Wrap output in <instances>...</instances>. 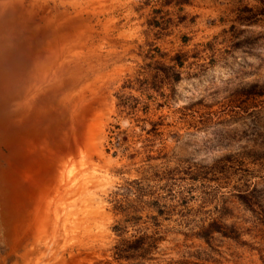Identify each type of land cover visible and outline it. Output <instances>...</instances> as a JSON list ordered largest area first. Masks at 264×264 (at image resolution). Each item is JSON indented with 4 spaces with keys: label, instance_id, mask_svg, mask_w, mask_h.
<instances>
[{
    "label": "rangeland",
    "instance_id": "1",
    "mask_svg": "<svg viewBox=\"0 0 264 264\" xmlns=\"http://www.w3.org/2000/svg\"><path fill=\"white\" fill-rule=\"evenodd\" d=\"M0 17V42L30 50L0 78V178L13 159L44 181L49 149L88 174L57 202L81 224L58 233L64 264H264V0H0ZM2 187L0 264L37 263L35 214L24 227L23 200L9 231Z\"/></svg>",
    "mask_w": 264,
    "mask_h": 264
},
{
    "label": "bare ground",
    "instance_id": "2",
    "mask_svg": "<svg viewBox=\"0 0 264 264\" xmlns=\"http://www.w3.org/2000/svg\"><path fill=\"white\" fill-rule=\"evenodd\" d=\"M2 20L3 19H1V17H0V28H1V25L3 24V21ZM12 35L13 34H11L10 37H12ZM7 38H9V37H7ZM5 41H7V43H5V44H2V42H0V78H2L4 76L5 72H9L7 75L5 74L4 77L11 79V80H9V83H10L11 86H13V84L16 82V80H14L15 77L14 76L11 77L12 74H13L14 68L16 70H18V69L21 70V67H23V66H20V62L21 61H17L15 59L18 58V57H19L18 59H22V60L24 58L27 59L28 58V54L30 53V50H28V49L25 50L24 49L25 52L23 53L22 56L19 55V54L16 55V54H14L16 52V51L14 52V48H16V46H13L7 39H5ZM50 49H51V47H49V50ZM12 50H13V52H11ZM50 56L47 55V58L46 59L52 58ZM38 61H40V62H38ZM38 61L34 63V68H33L34 71L29 74L30 75V78H31L32 75L33 76H35L36 74L38 76L40 75L39 74L40 73L39 68L41 67L42 62L44 64V58L43 59H40ZM13 64H15L17 67L14 66ZM44 66H45V64H44ZM42 67H43V65H42ZM48 78L51 81L49 80V82L47 83ZM57 78H58L57 76L56 77H53L51 75L45 76V80L43 81V84H42L41 81H40V83L38 82L39 85L37 86V90H33L31 92V95L30 96H26L25 100L28 99V102L30 104L27 103V105L22 110L16 111V112L18 114L19 113L20 114L23 113L22 115H25L26 114L25 112L27 111L26 116H28L30 113L32 114L33 111L32 110H29L27 106L30 107L33 104L35 106V107L32 106L33 108H35L34 109V114L35 113H40L42 111L41 106H39L37 104H34V103H35L37 97H39L38 95L42 91L43 86L46 85L44 83L52 84L51 87L52 88H55V85H58V83L56 81ZM29 83H32V82H29ZM4 84H5L4 81L3 80H0V88L1 89L3 88L2 86ZM47 86H49V85H47ZM33 87L36 88V85H34ZM39 99H41V98H39ZM21 106H23V105H21L20 103L19 104H16V108H18V109ZM38 107H39L40 110H38ZM20 114H19V116H20ZM0 122H1V119H0ZM10 123H12V122L10 121ZM5 124H6L5 122L0 123V125H1L2 128L5 127ZM4 129H6V127ZM2 133H3V130H2ZM46 134H48V133H46ZM18 137H20V134L19 133L18 134L16 133V135H15L14 138L7 139V140L4 139V140H6L7 143L9 142V144H11V146L14 147V146H16L15 143H17V141H15V142H13V141H14V139H16ZM30 140H28V141H30ZM46 144H47V146H49V144L47 143V141L44 140L42 145H45L46 146ZM34 146H35V144H34ZM16 147H19V142L17 143V146ZM29 148H30V146H29ZM49 150H50V153H52V155H50L48 157L47 164H45L44 167L42 166L44 168L43 171H42V173L45 175L44 181H42L41 179H37L36 178L37 174L34 173L33 170H30L31 168L27 167L26 165H25V167L24 166H21V164L19 162H18L19 165L18 164H15V163H17V160L13 161V159H12V162H11V159H9V162L11 163L10 164V167L8 169H4L2 171L1 178H0V180H1L0 182L3 185L2 188L4 189V192H5L6 206H8L6 208V216L9 218L8 220H10V222H11L10 225H8V227L9 228L10 227L12 228V232L13 231L16 232L17 230H19L18 224H20V226H21L22 223H20V222H22L25 219V218L22 219L23 216L21 215L22 217L18 220L19 221L18 222L17 221L18 218L16 219V217H14L16 210H17V214H20L23 200L26 199L25 200L26 202H24L25 205H23V206H25V209L28 210L27 218L25 219V221L27 223L24 221L25 222V226L24 227H27L28 228V227L31 226V224L34 223V220L31 217L35 214V218L37 220V221L35 220L36 221V226L38 227V230H40V232L38 233V235H39L40 238L37 240V242L35 244H33L32 250L31 251H27V255H26L27 258H28V260L30 262H32V259L35 260L36 258H39L40 255L42 256V257L39 258L40 261L38 260L39 262L34 263V264H64L66 262H70V261H67V257L73 255V250H74L73 249L74 248L73 247V244L74 243H73V241H71V243H73V244L71 246H68L71 243H69L68 241H65L64 244H63L61 240L64 237L62 236V234L60 235L58 233L64 231V229H65L64 227H66V225H67V223L69 221H70V223L72 222V225H74L77 228H80L81 224H80V220H78L77 216L76 217H73L72 216L73 218L72 217H69V218L67 217L68 219L65 218L64 216H62L63 215L62 212L63 211L66 212L67 210H62L61 208H63V207L59 208V205L57 204V202H58V200L59 201H63L64 204L67 203V202H69V199L70 198H68V197H72V195L73 196L75 195V192L77 191V188L76 187L79 186V181H82V182L83 181H87L86 180L87 179L86 177L88 175V174L87 175L84 174L82 171H79V172L77 171V167L76 166L74 167L75 160H74L73 157L72 158L71 157L70 158H67L68 157L67 156L66 157L67 160L64 161L63 160V157L66 154L65 155L63 154V155H61L58 158V156H57L58 154L55 151H51V149H49ZM12 154H13V151L11 149V154H10L11 157H12ZM28 155H29V153H28ZM30 157H31V155H30ZM39 158H41V157H39ZM32 159H33V162H34V158H32ZM29 160H31V159H29ZM29 163H28V165H30V167H31L32 165L29 164ZM54 163H56V167H55V164ZM32 169H34V168H32ZM81 170H82V168H81ZM79 176H81V178H79ZM49 182H56V184H59L58 187H62V188L64 187L63 191L62 190L60 191L59 189H56V191H58L59 194L57 193V195H54V198H51L50 197V194L51 193L53 194L56 191H53L52 190L49 193L47 191V189H48L47 183H49ZM27 183L32 184L33 185V186L31 185L32 188L29 187L28 186L29 184H27ZM37 188H39V191L38 192H36V189ZM65 189H67V190L65 191ZM43 191L44 192H47V193L46 194H43L44 193ZM81 191H83V190H81ZM82 193H84V192H82ZM57 196H59L60 199H56ZM41 197H43V198H41ZM27 201L29 202V205H28ZM31 202H34V203H32L33 204L32 207H31ZM54 203L56 205H58V206H55L53 208L52 204H54ZM26 206H27V208H26ZM61 206H62V204H61ZM78 207H80V205L77 206V208L75 209L77 212H78V210H77ZM70 210H71V212L73 211V209H70ZM61 213H62V215H61ZM24 216H25V214H24ZM14 220L16 222H12ZM11 228L9 229V231H11ZM83 231L84 230H82V232ZM65 232H66V230H65ZM79 233H80V231H79ZM68 236H69V234H68ZM81 236H83V235H80V237ZM77 237H78V235H77ZM77 237L75 236V238H77ZM64 239L67 240L66 237ZM74 241H75V243H77L79 241L81 243L83 242V240L82 239H79V238L76 239V240H74ZM66 255H68V256H66Z\"/></svg>",
    "mask_w": 264,
    "mask_h": 264
},
{
    "label": "trees",
    "instance_id": "3",
    "mask_svg": "<svg viewBox=\"0 0 264 264\" xmlns=\"http://www.w3.org/2000/svg\"><path fill=\"white\" fill-rule=\"evenodd\" d=\"M212 226H215V228H213ZM201 228H202L203 231H202V233H200V234H203L202 236H204V237H208V233H210V232H212V231H216V223L213 222V223H211L209 226H207V227H201ZM203 232H204V233H203ZM141 244H142V238L139 237V238H137V240H136L135 246H136V247H140Z\"/></svg>",
    "mask_w": 264,
    "mask_h": 264
},
{
    "label": "crops",
    "instance_id": "4",
    "mask_svg": "<svg viewBox=\"0 0 264 264\" xmlns=\"http://www.w3.org/2000/svg\"><path fill=\"white\" fill-rule=\"evenodd\" d=\"M0 219H1V218H0ZM1 223H2V226H3V227L5 226V228H7L6 225H5L2 221H0V224H1ZM5 232H6V231H5ZM5 232H4V233H5ZM5 234H6V233H5ZM6 236H8V235H6Z\"/></svg>",
    "mask_w": 264,
    "mask_h": 264
}]
</instances>
